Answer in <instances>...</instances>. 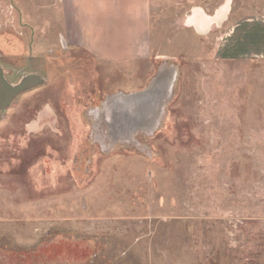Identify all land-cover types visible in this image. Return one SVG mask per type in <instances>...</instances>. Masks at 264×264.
<instances>
[{
	"label": "rangeland",
	"instance_id": "374dc122",
	"mask_svg": "<svg viewBox=\"0 0 264 264\" xmlns=\"http://www.w3.org/2000/svg\"><path fill=\"white\" fill-rule=\"evenodd\" d=\"M150 13L145 59L101 61L55 0H0V65L45 82L0 119V264H264V0Z\"/></svg>",
	"mask_w": 264,
	"mask_h": 264
},
{
	"label": "crops",
	"instance_id": "0c3cea01",
	"mask_svg": "<svg viewBox=\"0 0 264 264\" xmlns=\"http://www.w3.org/2000/svg\"><path fill=\"white\" fill-rule=\"evenodd\" d=\"M46 0H42L45 2ZM63 11L66 39L96 60H143L150 54V0H55ZM210 17L193 10L190 27L207 31Z\"/></svg>",
	"mask_w": 264,
	"mask_h": 264
},
{
	"label": "water",
	"instance_id": "95a60500",
	"mask_svg": "<svg viewBox=\"0 0 264 264\" xmlns=\"http://www.w3.org/2000/svg\"><path fill=\"white\" fill-rule=\"evenodd\" d=\"M174 75V74H173ZM169 75V77H166L165 75L163 76H158L153 83L148 87V89L140 92V93H134L131 94L130 96H124L123 100L119 101L118 104L121 105L122 107L127 106H133V105H140L141 108L132 115V119L130 122H137L139 120H142L140 118L141 114H144L145 116L149 115L151 113V106H157L160 101V105L162 104L163 100L166 98L167 92L170 91L172 88V84L175 80V75ZM27 82L30 81L28 84L21 85L18 88H10L8 91V101L5 104V106L2 108V110H5L10 104L12 99L19 93L21 90H26L29 88H32L36 85L39 84L40 78L36 75H30L28 78L25 79ZM33 80V82H32ZM25 81V82H26ZM27 86V87H26ZM26 89H24V88ZM117 101V100H115Z\"/></svg>",
	"mask_w": 264,
	"mask_h": 264
},
{
	"label": "flooded vegetation",
	"instance_id": "af4514ba",
	"mask_svg": "<svg viewBox=\"0 0 264 264\" xmlns=\"http://www.w3.org/2000/svg\"><path fill=\"white\" fill-rule=\"evenodd\" d=\"M30 67V60L28 59L27 60V64L26 66L20 70V71H15V73H13V76L11 77L10 76V73L8 71H6L3 66L0 65V119H1V115L4 113V111L6 109H8V107L11 105H9L5 110H2V108L5 106V104L7 103L8 101V94L9 92L11 91H8L10 88H18L20 87L21 85H24L25 83L28 84L30 83L27 82L25 79L28 78L30 75H36L40 78V82L38 85L32 87V88H29V89H26V90H21L19 93H17V95L12 99L11 103L13 101H15L20 95L28 92V91H31L32 89L38 87V86H42L45 84L43 78L37 74H33V73H28V74H24V71H26L27 69H29ZM168 77V76H167ZM26 81V82H25ZM33 82V80H32ZM27 87V86H26ZM108 104V103H107ZM107 104L105 106H107ZM104 114H105V111L103 110Z\"/></svg>",
	"mask_w": 264,
	"mask_h": 264
}]
</instances>
